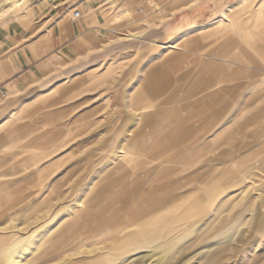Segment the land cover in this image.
Returning a JSON list of instances; mask_svg holds the SVG:
<instances>
[{"label":"rangeland","instance_id":"1","mask_svg":"<svg viewBox=\"0 0 264 264\" xmlns=\"http://www.w3.org/2000/svg\"><path fill=\"white\" fill-rule=\"evenodd\" d=\"M59 1L0 0V28L10 27L13 20L26 24L35 9L44 11ZM189 1L82 0L90 9L103 4L108 16L103 53L78 62L51 84L38 85L27 93L22 110L0 127V264H210L212 259L215 264H264V220L257 212L264 201V172L259 168L264 115L239 128L264 106V97L240 111L231 107L247 99L228 96L230 109L206 134L197 159L167 162L176 169L169 174L172 179L196 168H214L210 175L185 182L183 191L200 189L202 204L190 220L176 226L167 243L156 240L153 247L106 259L102 244L84 243L83 227L61 230L60 243L51 239L52 225L85 208L110 170L130 167L139 157L136 145L126 140L132 129H140L136 123L144 110L131 104V95L141 88L146 68L182 56L172 74L182 73L200 59L198 52L210 54L208 38L225 27L224 14L251 24L262 0H213L192 21L175 19L172 31L164 35L162 24ZM11 4L14 8L7 11ZM152 26L156 36L148 43L145 33ZM231 33L240 37L238 28ZM205 39V46H198ZM175 41L180 49L164 56ZM249 53L256 61L248 63L249 70L264 68V54ZM254 82L243 76L229 85H246L250 93L263 86ZM121 140L124 149L117 147ZM251 197L254 204L245 210Z\"/></svg>","mask_w":264,"mask_h":264},{"label":"crops","instance_id":"2","mask_svg":"<svg viewBox=\"0 0 264 264\" xmlns=\"http://www.w3.org/2000/svg\"><path fill=\"white\" fill-rule=\"evenodd\" d=\"M211 1L200 0L193 8L180 9L183 11L169 17L160 29L166 35L172 31L175 19L192 21ZM15 4L8 6L7 11ZM75 10L81 11L79 18L74 17ZM105 14L103 4L90 9L82 0H61L44 11L35 9L34 17L26 24H16L13 20L10 27L0 28L3 47L0 49V87L6 92V97L0 94V127L22 110L27 93L38 85L51 84L55 78L75 70L78 62L103 53L108 40ZM221 20L225 27L208 38L210 54L198 52L200 59L182 73L172 74L182 56L168 57L165 64L155 62L146 68L140 80L141 88L131 95V104L144 110L136 123L140 129H132L131 137L125 139L136 145L135 153L139 157L130 167L120 165L110 170L106 182L98 187L85 208L77 209L72 218L52 225L54 236L51 239L55 244L56 240L61 242V230L83 227L84 243L102 244V257L113 259L153 247L156 240L167 243L176 226L198 212L203 200L200 189L183 191L182 188L186 181L212 174L214 168H196L172 179L169 174L176 169L167 162L187 164L197 159L206 134L216 128V119L224 117L230 109L228 96L243 95L247 99L240 106L231 107L240 111L249 107L252 100L264 97V68L250 71L248 65L256 62L249 49L264 54V0L251 24H244L227 13ZM236 28L240 32L238 38L231 33ZM156 29L152 26L147 30L146 42L151 43L149 39L155 38ZM206 41H198V46L203 48ZM167 47L164 56L180 49V44L175 41ZM243 76H251L255 78V85L263 86L246 93V85H229ZM217 83L221 85L216 86ZM262 115L264 106L248 121L239 124V128ZM117 147L124 149V140ZM225 156L228 154L222 155ZM259 168L264 172V156ZM229 179L224 181L229 182ZM219 185L216 181V187ZM115 187L118 190L113 191ZM260 190L264 193V183ZM253 204L254 197H251L245 210ZM262 208L264 201L257 205L260 220H264Z\"/></svg>","mask_w":264,"mask_h":264},{"label":"bare ground","instance_id":"3","mask_svg":"<svg viewBox=\"0 0 264 264\" xmlns=\"http://www.w3.org/2000/svg\"><path fill=\"white\" fill-rule=\"evenodd\" d=\"M199 0H191V1H189V3H187L186 5H183V6H181L180 8H178L177 10H180V9H182V8H186V7H190V6H193V5H195V4H197V2H198ZM164 16H166V15H164ZM170 16V15H169ZM168 16V17H169ZM126 188V187H125ZM249 204V203H248ZM5 212V211H4ZM3 215V214H2ZM2 227V226H1ZM2 239V238H1ZM5 240V239H4ZM57 241V240H56ZM210 264H215L216 263V261L214 260V259H212V260H210V262H209Z\"/></svg>","mask_w":264,"mask_h":264},{"label":"built area","instance_id":"4","mask_svg":"<svg viewBox=\"0 0 264 264\" xmlns=\"http://www.w3.org/2000/svg\"><path fill=\"white\" fill-rule=\"evenodd\" d=\"M81 16V11L80 10H75L74 12V17L75 18H79ZM0 94L3 96V97H6V92L3 90L2 87H0Z\"/></svg>","mask_w":264,"mask_h":264}]
</instances>
